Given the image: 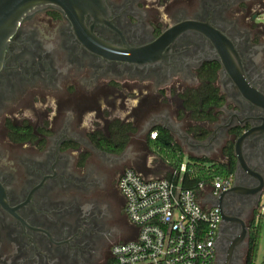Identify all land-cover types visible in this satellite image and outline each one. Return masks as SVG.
Segmentation results:
<instances>
[{"label": "flooded vegetation", "instance_id": "flooded-vegetation-1", "mask_svg": "<svg viewBox=\"0 0 264 264\" xmlns=\"http://www.w3.org/2000/svg\"><path fill=\"white\" fill-rule=\"evenodd\" d=\"M247 1L106 0L108 21L95 23L92 32L116 48L137 47L174 23L207 21L234 41L250 84L264 93V28L247 16ZM212 48L202 35L183 34L156 62L138 66L93 52L54 9L20 23L0 70V264L113 260L112 247L137 233L119 177L129 168L167 174L147 142L158 128L185 156L228 163L224 149L239 121L231 120L237 127L226 137L219 127L205 146L213 122L185 107L192 90L203 86L206 64L217 63L208 59ZM227 81L218 66L214 86L223 99ZM151 158L164 169H155ZM242 178L246 183L245 173ZM223 207L251 211L247 228L257 208L236 193L227 194Z\"/></svg>", "mask_w": 264, "mask_h": 264}, {"label": "water", "instance_id": "water-1", "mask_svg": "<svg viewBox=\"0 0 264 264\" xmlns=\"http://www.w3.org/2000/svg\"><path fill=\"white\" fill-rule=\"evenodd\" d=\"M47 8L60 12L78 39L93 52L138 66L156 62L165 46L183 34L202 35L211 43L212 57L208 59L217 61L222 76L228 81L227 89L220 90L225 95L219 108L222 113L211 124L212 132L201 143L205 146L210 144L221 126L225 128L226 137V132L237 127L232 124L233 119L239 121L242 133L233 140L236 166L232 186L216 196H205L202 202L217 206L222 215V226L214 245L217 253L215 264H243L249 240L246 220L251 211L242 210V207L238 212L233 207L225 209L223 202L227 200V194L236 193L249 196L256 207L264 191V93L250 84L244 71V58L234 41L207 21L186 19L172 24L146 45L116 48L92 32L95 23L108 21L110 10L106 0H0V70L4 67L5 55L20 23ZM87 17L92 21L91 29L86 26ZM228 93H234V99ZM243 173L247 175L246 183ZM234 224L236 229L231 226Z\"/></svg>", "mask_w": 264, "mask_h": 264}, {"label": "built area", "instance_id": "built-area-1", "mask_svg": "<svg viewBox=\"0 0 264 264\" xmlns=\"http://www.w3.org/2000/svg\"><path fill=\"white\" fill-rule=\"evenodd\" d=\"M149 137L154 139L156 132ZM186 170L182 162L177 168L167 166L164 176L131 168L121 174L118 188L137 233L133 240L112 247L114 264H215L221 212L202 199L230 188L233 175L217 176L211 185L200 181L196 189H189L182 184ZM259 220L264 223V191L254 225Z\"/></svg>", "mask_w": 264, "mask_h": 264}, {"label": "trees", "instance_id": "trees-1", "mask_svg": "<svg viewBox=\"0 0 264 264\" xmlns=\"http://www.w3.org/2000/svg\"><path fill=\"white\" fill-rule=\"evenodd\" d=\"M216 62L206 64L202 75L203 86L197 90H192L191 98L185 102L186 109L192 111L193 117L206 119L212 123L217 118L216 109L222 105L223 96L218 93L217 87L214 86L216 78V70L218 68ZM156 137L154 139L148 136L147 142L150 148L154 149L167 162L170 168H177L183 162L184 153L178 146H171V136L168 131L158 128L155 130ZM207 134L209 131L204 130ZM234 137L242 133L241 128L234 129L231 132ZM228 157V163H220L209 161L205 158L188 157L187 170L184 174L182 184L189 189H196L200 181H205L207 185H211L217 176L227 177L233 175L235 168V156L233 154V141H230L224 149ZM264 230V223L259 220L254 225V215L249 223V240L248 248L243 264H256L260 240ZM107 264H114V260ZM260 264H264V254Z\"/></svg>", "mask_w": 264, "mask_h": 264}, {"label": "rangeland", "instance_id": "rangeland-1", "mask_svg": "<svg viewBox=\"0 0 264 264\" xmlns=\"http://www.w3.org/2000/svg\"><path fill=\"white\" fill-rule=\"evenodd\" d=\"M248 3V14L247 16L248 17H253L254 16V21L257 23V28L262 30L263 31V27L261 26V24L264 25V0H248L247 1ZM144 155H149V157H153L151 155V153L149 152H145L143 154ZM151 161H152V165H154L155 169H161L163 170L164 169V165L161 163V162H158L156 160H152L151 158ZM183 162L184 163H187L188 162V157L187 156H184L183 158ZM259 251H258V257H257V260H256V263L257 264H260V260L264 254V230L262 232V237H261V240H260V245H259Z\"/></svg>", "mask_w": 264, "mask_h": 264}, {"label": "crops", "instance_id": "crops-1", "mask_svg": "<svg viewBox=\"0 0 264 264\" xmlns=\"http://www.w3.org/2000/svg\"><path fill=\"white\" fill-rule=\"evenodd\" d=\"M260 247V246H259ZM258 257V256H257ZM261 260H262V258H261ZM261 260H260V262H261ZM257 264V263H256Z\"/></svg>", "mask_w": 264, "mask_h": 264}]
</instances>
